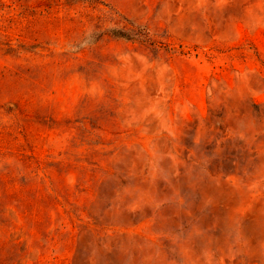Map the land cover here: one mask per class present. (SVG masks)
<instances>
[{
  "label": "rangeland",
  "instance_id": "rangeland-1",
  "mask_svg": "<svg viewBox=\"0 0 264 264\" xmlns=\"http://www.w3.org/2000/svg\"><path fill=\"white\" fill-rule=\"evenodd\" d=\"M0 264H264V0H0Z\"/></svg>",
  "mask_w": 264,
  "mask_h": 264
},
{
  "label": "trees",
  "instance_id": "trees-1",
  "mask_svg": "<svg viewBox=\"0 0 264 264\" xmlns=\"http://www.w3.org/2000/svg\"><path fill=\"white\" fill-rule=\"evenodd\" d=\"M129 24L134 27L133 30L127 29H110L109 35L116 39H122L126 41H137L142 43H151L152 39L148 30L145 27L134 25L131 21Z\"/></svg>",
  "mask_w": 264,
  "mask_h": 264
}]
</instances>
